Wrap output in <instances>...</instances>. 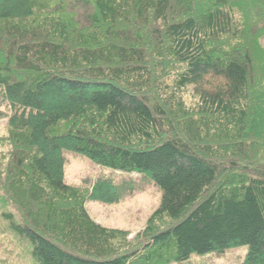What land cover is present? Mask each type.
Segmentation results:
<instances>
[{"label": "trees", "instance_id": "trees-1", "mask_svg": "<svg viewBox=\"0 0 264 264\" xmlns=\"http://www.w3.org/2000/svg\"><path fill=\"white\" fill-rule=\"evenodd\" d=\"M263 37L264 0H0L2 216L34 260L171 264L247 245L243 264H264ZM66 149L155 183L144 231L85 206L139 182L69 185Z\"/></svg>", "mask_w": 264, "mask_h": 264}, {"label": "rangeland", "instance_id": "rangeland-1", "mask_svg": "<svg viewBox=\"0 0 264 264\" xmlns=\"http://www.w3.org/2000/svg\"><path fill=\"white\" fill-rule=\"evenodd\" d=\"M68 10L78 26H90L88 17L91 10L78 3H70ZM260 44L264 48V37L261 38ZM183 99L186 105L191 107L198 104L200 97L195 87L189 85L183 92ZM7 124V118L0 115V147L4 148V153H7L4 139L8 133ZM64 156V180L72 186L90 187L100 177H111L118 184L126 179H136L139 182L138 190L121 201L108 203L91 199L85 206L96 222L109 228L126 230L130 238H135L139 232L144 231L149 218L160 206L162 198V191L152 180H143L142 176L135 172H122L99 165L82 153L66 149ZM1 158L6 157L3 155ZM2 194L0 190V195ZM2 204L0 200V264H38L30 253L29 244L10 229L9 222L2 216L6 209L12 213L15 211L9 207L4 209ZM247 251V245L233 246L220 252L192 254L187 260L171 264H243Z\"/></svg>", "mask_w": 264, "mask_h": 264}]
</instances>
